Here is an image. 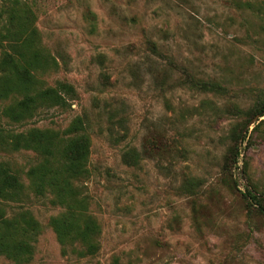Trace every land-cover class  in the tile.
I'll use <instances>...</instances> for the list:
<instances>
[{
    "label": "rangeland",
    "instance_id": "rangeland-1",
    "mask_svg": "<svg viewBox=\"0 0 264 264\" xmlns=\"http://www.w3.org/2000/svg\"><path fill=\"white\" fill-rule=\"evenodd\" d=\"M27 1L61 63L47 82L67 81L76 94L70 106L41 108L23 123L2 114L18 96L0 99V129L63 130L86 117V193L102 234L93 256L64 252L49 223L63 208L27 189L21 201H1L42 224L24 264H110L115 256L125 264H264V213L243 195L264 193V116L243 128L264 104V0ZM192 77L218 87L192 86ZM145 141L154 155L124 163L126 150ZM40 159L0 142V162L26 185ZM192 176L197 194L185 186ZM0 264L16 263L0 255Z\"/></svg>",
    "mask_w": 264,
    "mask_h": 264
},
{
    "label": "trees",
    "instance_id": "trees-1",
    "mask_svg": "<svg viewBox=\"0 0 264 264\" xmlns=\"http://www.w3.org/2000/svg\"><path fill=\"white\" fill-rule=\"evenodd\" d=\"M37 16L27 0L0 2V99L18 98L3 109V116L12 122L32 119L41 108L70 106L76 94L73 84L57 80L54 85L47 77L59 71L61 63L43 42L36 25ZM150 46L157 52V43ZM103 55L100 56L102 58ZM192 86L214 90L215 82L189 79ZM243 128L254 116H264V104L250 112ZM264 124L260 120L257 126ZM256 126V127H257ZM242 130L237 133L241 137ZM0 142L12 150H32L40 160L27 171L29 185L13 170L9 162H0V255L16 264L29 262L35 242L42 232V224L29 209L10 212L1 201L17 202L34 194H50L51 200L63 208L50 218L64 252L68 249L78 258L95 255L101 247V224L91 212V197L86 193V180L91 177L90 157L92 138L84 115H77L66 128L31 127L22 131L0 129ZM145 141L142 150L130 147L123 155L124 163L137 165L146 156L154 155L155 148ZM157 147V145H156ZM237 144L231 150L235 159L241 154ZM201 181L192 176L185 182L186 189L197 194ZM245 199L259 206L264 213V193L247 188ZM110 264H125L115 256Z\"/></svg>",
    "mask_w": 264,
    "mask_h": 264
},
{
    "label": "water",
    "instance_id": "water-1",
    "mask_svg": "<svg viewBox=\"0 0 264 264\" xmlns=\"http://www.w3.org/2000/svg\"><path fill=\"white\" fill-rule=\"evenodd\" d=\"M258 116L256 117V118H254L253 120H252V122L251 123H253V122H255L256 120H258Z\"/></svg>",
    "mask_w": 264,
    "mask_h": 264
}]
</instances>
